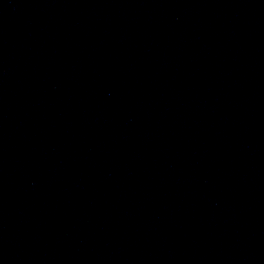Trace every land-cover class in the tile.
Listing matches in <instances>:
<instances>
[{
  "label": "water",
  "instance_id": "water-1",
  "mask_svg": "<svg viewBox=\"0 0 264 264\" xmlns=\"http://www.w3.org/2000/svg\"><path fill=\"white\" fill-rule=\"evenodd\" d=\"M200 264H264V0H141Z\"/></svg>",
  "mask_w": 264,
  "mask_h": 264
}]
</instances>
